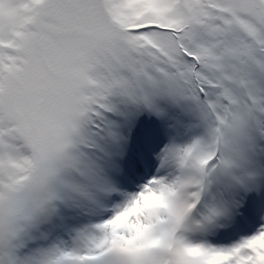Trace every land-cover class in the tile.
I'll return each instance as SVG.
<instances>
[{"label":"snow or ice","instance_id":"6c2138e0","mask_svg":"<svg viewBox=\"0 0 264 264\" xmlns=\"http://www.w3.org/2000/svg\"><path fill=\"white\" fill-rule=\"evenodd\" d=\"M0 264H264V0H0Z\"/></svg>","mask_w":264,"mask_h":264}]
</instances>
